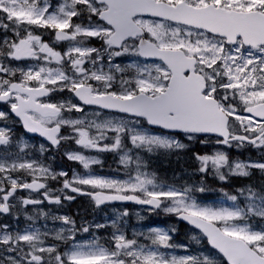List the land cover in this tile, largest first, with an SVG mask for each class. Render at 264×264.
I'll return each mask as SVG.
<instances>
[{"label":"snow or ice","instance_id":"1","mask_svg":"<svg viewBox=\"0 0 264 264\" xmlns=\"http://www.w3.org/2000/svg\"><path fill=\"white\" fill-rule=\"evenodd\" d=\"M0 264H264V0H0Z\"/></svg>","mask_w":264,"mask_h":264},{"label":"trees","instance_id":"2","mask_svg":"<svg viewBox=\"0 0 264 264\" xmlns=\"http://www.w3.org/2000/svg\"><path fill=\"white\" fill-rule=\"evenodd\" d=\"M159 166V163H158ZM159 170L161 171V173L167 171L169 174L171 173V167H163V166H159ZM212 198H214V195H212ZM162 219V218H161Z\"/></svg>","mask_w":264,"mask_h":264},{"label":"flooded vegetation","instance_id":"3","mask_svg":"<svg viewBox=\"0 0 264 264\" xmlns=\"http://www.w3.org/2000/svg\"><path fill=\"white\" fill-rule=\"evenodd\" d=\"M105 160H106V164H105L106 167H107L108 164L112 163V157L111 156L106 157ZM81 202H83V201H81ZM83 203L86 205L85 202H83Z\"/></svg>","mask_w":264,"mask_h":264},{"label":"rangeland","instance_id":"4","mask_svg":"<svg viewBox=\"0 0 264 264\" xmlns=\"http://www.w3.org/2000/svg\"><path fill=\"white\" fill-rule=\"evenodd\" d=\"M134 222H135V219L133 218Z\"/></svg>","mask_w":264,"mask_h":264}]
</instances>
